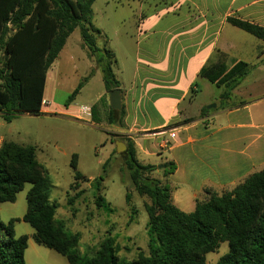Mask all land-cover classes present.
Wrapping results in <instances>:
<instances>
[{"label": "trees", "instance_id": "trees-1", "mask_svg": "<svg viewBox=\"0 0 264 264\" xmlns=\"http://www.w3.org/2000/svg\"><path fill=\"white\" fill-rule=\"evenodd\" d=\"M95 0H0V114L4 121L27 114L39 115L46 72L57 59L68 37L78 30L89 55L95 58L101 79L108 93L119 89L113 73L114 55L96 45L100 31L92 25ZM226 22L264 43V27L236 18ZM252 69L238 61L230 68L224 58L200 69L198 76L222 88L218 108L232 98V90ZM86 81V79L84 80ZM83 83L70 94L72 101ZM94 109L91 108L93 116ZM107 123L121 127L126 116L107 107ZM202 112H207L204 107ZM125 166L136 194L148 199L147 255L135 260L117 257L114 240L106 238L91 256L78 252L79 238L56 227L57 205L50 201V181L46 170L37 162L31 146L6 141L0 146V203H13L25 184L26 211L21 220L32 228V241L62 256L68 264H205V257L227 244V252L215 264H264V170L251 174L232 190L217 194L205 191L203 200H196L194 210L184 213L173 205L168 177L175 170L173 162L158 169L141 164L133 141H127ZM105 165V164H104ZM103 165V166H104ZM74 170L66 194L68 206L81 195L79 183L84 180L77 171V155L72 154ZM160 173V177L153 175ZM100 179V178H99ZM101 180V179H100ZM126 204L130 195L125 194ZM0 221V264H25L24 252L28 235L15 236L14 223Z\"/></svg>", "mask_w": 264, "mask_h": 264}, {"label": "crops", "instance_id": "crops-1", "mask_svg": "<svg viewBox=\"0 0 264 264\" xmlns=\"http://www.w3.org/2000/svg\"><path fill=\"white\" fill-rule=\"evenodd\" d=\"M138 4L136 58L142 69L129 87L121 88L120 83L126 111L121 128L132 139L136 155H170L160 156L156 166L174 163L168 177L171 200L188 213L196 200L205 199V191H230L264 170V43L247 39L226 22L231 17L264 27V0H139ZM238 50L241 56L233 54ZM222 58L228 68L243 61L252 69L223 108L214 99L217 106L202 112L205 104L195 105L201 91L194 84L207 80L198 73ZM107 98L108 93L102 92L98 100L105 99L106 105ZM170 130L175 132L173 139Z\"/></svg>", "mask_w": 264, "mask_h": 264}, {"label": "rangeland", "instance_id": "rangeland-1", "mask_svg": "<svg viewBox=\"0 0 264 264\" xmlns=\"http://www.w3.org/2000/svg\"><path fill=\"white\" fill-rule=\"evenodd\" d=\"M138 3L139 0H95L92 5V25L101 32L96 37V45L114 55L112 69L121 88L132 85L136 75L139 79L138 72L142 69L136 58L138 39L134 16ZM235 31L257 41L240 30ZM235 52L233 54H243L242 50ZM79 83H83L82 88L72 101H68ZM194 85L201 91L195 105L204 103L205 108L210 109L217 106L214 99L219 100L221 90L205 80H198ZM102 92L105 89L100 69L95 58L83 46L78 30H75L46 72L40 114H21L10 122L4 121L0 114V139H4L2 143L9 141L33 147L36 160L46 170L50 181V201L57 205L55 226H62L65 232L78 236L81 255L91 256L110 237L114 240L117 257L130 261L147 255L144 204L149 201L138 196L132 187L124 156L126 143L132 139L121 127L107 123L109 96L108 103L103 105L105 99L98 100ZM191 94L192 91L189 92ZM82 106L93 108L94 118L91 113L89 116L80 114ZM117 143L124 146L120 152L116 151ZM72 154L77 155V171L84 180L79 183L81 195L72 206H68L66 194H74L68 190L74 173L70 167ZM160 156L170 157L167 152L148 157L136 155L141 164L155 166L161 161ZM153 175L160 177L158 171ZM29 188L30 185L25 184L13 203H0L2 223L18 219L14 223L16 237L32 233L29 224L21 220L26 211L25 195ZM126 192L130 195L129 204L125 202ZM178 208L186 209L182 204H178ZM226 252L227 244H220L216 252L206 255L205 264H215ZM24 263L68 264L62 256L32 240L24 252Z\"/></svg>", "mask_w": 264, "mask_h": 264}, {"label": "water", "instance_id": "water-1", "mask_svg": "<svg viewBox=\"0 0 264 264\" xmlns=\"http://www.w3.org/2000/svg\"><path fill=\"white\" fill-rule=\"evenodd\" d=\"M108 101H109V106L111 110L113 111H120L121 109V92L119 89H114L108 92ZM215 106H213L214 108ZM207 109H210V107H207ZM121 148L124 149V146L121 145L120 143H117L116 151L120 152ZM163 165L157 166L158 169L162 168Z\"/></svg>", "mask_w": 264, "mask_h": 264}, {"label": "built area", "instance_id": "built-area-1", "mask_svg": "<svg viewBox=\"0 0 264 264\" xmlns=\"http://www.w3.org/2000/svg\"><path fill=\"white\" fill-rule=\"evenodd\" d=\"M45 104H47V102H45ZM79 113L82 114V115H87L89 116L90 113H91V109L89 107H86V106H82L79 110ZM168 135L170 138H174L175 137V132L174 130H170L168 131Z\"/></svg>", "mask_w": 264, "mask_h": 264}]
</instances>
